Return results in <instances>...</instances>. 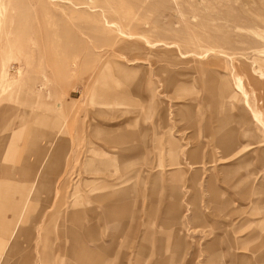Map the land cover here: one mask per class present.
I'll return each mask as SVG.
<instances>
[{"label":"rangeland","instance_id":"1","mask_svg":"<svg viewBox=\"0 0 264 264\" xmlns=\"http://www.w3.org/2000/svg\"><path fill=\"white\" fill-rule=\"evenodd\" d=\"M6 163L34 227L0 264H164L175 235L170 264H264V0H0Z\"/></svg>","mask_w":264,"mask_h":264},{"label":"crops","instance_id":"2","mask_svg":"<svg viewBox=\"0 0 264 264\" xmlns=\"http://www.w3.org/2000/svg\"><path fill=\"white\" fill-rule=\"evenodd\" d=\"M236 86L237 88H239L240 90H242V86L240 81H238L236 83ZM246 93V92H245ZM243 96V100H245L244 98V95L242 94ZM249 106V103L247 104ZM253 111L252 110V118L254 121H256L257 123L261 121L260 119V116H259V113L256 112L259 116L257 115H254L253 116ZM256 119H260V121L256 120ZM6 124L8 123V121L6 120L5 121ZM261 123V122H260ZM259 124V123H258ZM28 139H29V143L30 144V147L32 149H35V146H37V142L36 140H33L34 138L31 139V134H33L34 131L32 130H29L28 131ZM232 138H231V133L228 137V140L227 138L222 141V147L223 148H226L230 145L229 141L231 142ZM57 144H55L53 146L52 149L49 150V152H47V160H48V165L46 166H43L41 167V170L39 172H37V176L40 175V174H44L46 173L47 171L49 173H54V166L55 164H57V160L60 159L61 157L65 156L68 154L67 150H72L71 149V146L69 147L68 149V144L64 141V140H60L57 136ZM134 149H138V147H134ZM9 151V154H7V162H9V159L13 157V152L15 151V148L12 147L7 150V152ZM98 151V148L94 145H91V147L89 148V153L91 152H96ZM15 154V153H14ZM46 154V152L44 153V155ZM43 154H41L40 157L44 156ZM51 160V161H50ZM56 166V165H55ZM21 168H23L21 165L19 166ZM19 167H14V165H11L10 163V166L7 165V163L5 165H0V210L4 208V212H2V215L0 216V238H5L7 237V234L10 232L9 234V237L7 239V245H9V251L11 252L12 249H14L17 245H18V240L20 238V234L23 233L26 237L29 236L31 237L32 234L30 233L31 232V228L34 227V224L33 226L32 225H29L27 227H23V222L26 221H31L33 219V216L32 214L28 213L26 211V209L28 208V206L30 205L31 202H29V197L28 194H27V197L25 196L24 198V202L23 204L21 203L20 204V201L17 200V194L20 193V184L18 183V181L16 179H14L13 175L10 176V174L16 172L17 170H19ZM8 169L10 172H8ZM30 170V169H29ZM9 175V177H8ZM36 176V177H37ZM35 177V178H36ZM51 180H46L45 178L42 179V180H38V178L34 179L33 182L31 183V186L29 188V190H31L32 192V189L35 188L37 190H50V184H51ZM30 193V192H29ZM31 195V193H30ZM168 207H166L164 209V220L165 222H167L169 219H171V222L172 221H176L177 218L175 217L176 214L175 212L177 213V206L178 204L176 202H172V203H169V205H167ZM10 212V216L9 215H6V213ZM106 214H109L110 216L113 213V209H107L106 210ZM167 214H170V217L168 218L167 217ZM72 217H71V221L72 222H79L80 223V226L81 228L85 231V234L86 235H89L90 234V237L92 238L91 236V233L90 231L87 229V228H84L85 226L81 224V218L79 217V212H77V210H73L72 211ZM70 217V215H69ZM67 232L69 234V240H70V245L71 247H69V249L67 248V251L69 254L71 255H75L76 253V248H75V241L76 239H79V236L78 234L75 232L74 229H70L68 228L67 229ZM133 236H134V233H133ZM175 242L173 243V245L171 244V246L169 245H166V247L168 246L170 248V250H172V257L170 256L169 259L165 258L163 259L164 260V264H170L171 261L173 260V253L177 251V249H179V247L182 246V241H180L181 239L179 238V236L175 235ZM151 238V237H150ZM71 239L73 241V244H71ZM142 239V238H141ZM144 240H149V236H148V239H146V236L143 237ZM78 242V240H77ZM19 244H20V241H19ZM162 248L163 249V246L161 244H159V248ZM167 249V248H165ZM92 251V250H91ZM95 253H96V257H94L93 259V255H91L90 253H86V252H82L84 253L83 254V257H82V260L83 261H90V260H95L96 258V261L99 259L98 257V250H93ZM9 253V252H8ZM95 261V264H97L98 262ZM94 264V263H93Z\"/></svg>","mask_w":264,"mask_h":264}]
</instances>
